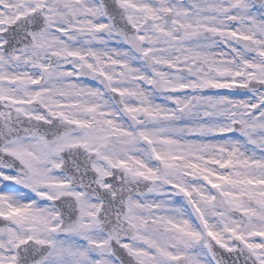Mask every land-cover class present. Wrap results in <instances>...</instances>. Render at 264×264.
I'll return each mask as SVG.
<instances>
[{"label":"snow or ice","instance_id":"snow-or-ice-1","mask_svg":"<svg viewBox=\"0 0 264 264\" xmlns=\"http://www.w3.org/2000/svg\"><path fill=\"white\" fill-rule=\"evenodd\" d=\"M0 264H264V0H0Z\"/></svg>","mask_w":264,"mask_h":264}]
</instances>
